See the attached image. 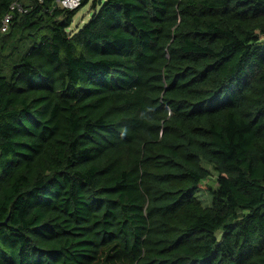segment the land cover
Instances as JSON below:
<instances>
[{"label": "trees", "instance_id": "obj_1", "mask_svg": "<svg viewBox=\"0 0 264 264\" xmlns=\"http://www.w3.org/2000/svg\"><path fill=\"white\" fill-rule=\"evenodd\" d=\"M81 1L0 0V264H264V0Z\"/></svg>", "mask_w": 264, "mask_h": 264}, {"label": "rangeland", "instance_id": "obj_2", "mask_svg": "<svg viewBox=\"0 0 264 264\" xmlns=\"http://www.w3.org/2000/svg\"><path fill=\"white\" fill-rule=\"evenodd\" d=\"M92 2L93 0H91L87 5H85L78 11V13L73 19V23L71 27L69 28L70 32L72 33L75 32L79 27H81L82 25H84L85 23L89 21V19L93 15L92 8H91ZM205 167L212 174L211 178L208 180V184L210 186L215 187L216 186V173L212 170V167L210 165L205 164ZM197 194L199 195V199L202 201L204 205L210 206L211 196L206 190H200Z\"/></svg>", "mask_w": 264, "mask_h": 264}, {"label": "built area", "instance_id": "obj_3", "mask_svg": "<svg viewBox=\"0 0 264 264\" xmlns=\"http://www.w3.org/2000/svg\"><path fill=\"white\" fill-rule=\"evenodd\" d=\"M40 1H43V0H40ZM81 0H57L56 4L61 7V8H64V9H67V10H75L77 8H79L81 6ZM11 9L13 10H17L18 12H25L26 10H24L22 8V6L14 3L12 6H11ZM9 19L10 17H6L4 19V23H5V26L8 24L9 22ZM6 28L3 29V31L5 30Z\"/></svg>", "mask_w": 264, "mask_h": 264}, {"label": "water", "instance_id": "obj_4", "mask_svg": "<svg viewBox=\"0 0 264 264\" xmlns=\"http://www.w3.org/2000/svg\"><path fill=\"white\" fill-rule=\"evenodd\" d=\"M102 3V0H98V4L100 5Z\"/></svg>", "mask_w": 264, "mask_h": 264}]
</instances>
